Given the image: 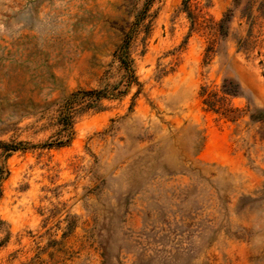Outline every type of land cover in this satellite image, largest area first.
<instances>
[{
	"label": "rangeland",
	"instance_id": "374dc122",
	"mask_svg": "<svg viewBox=\"0 0 264 264\" xmlns=\"http://www.w3.org/2000/svg\"><path fill=\"white\" fill-rule=\"evenodd\" d=\"M0 264H264V0H0Z\"/></svg>",
	"mask_w": 264,
	"mask_h": 264
},
{
	"label": "trees",
	"instance_id": "16d2710c",
	"mask_svg": "<svg viewBox=\"0 0 264 264\" xmlns=\"http://www.w3.org/2000/svg\"><path fill=\"white\" fill-rule=\"evenodd\" d=\"M95 93H96V95L100 96L102 92L97 91V92H95ZM226 93H227V92H226Z\"/></svg>",
	"mask_w": 264,
	"mask_h": 264
}]
</instances>
